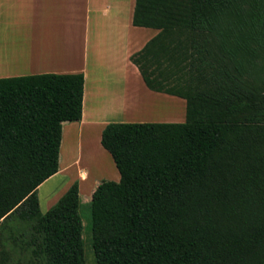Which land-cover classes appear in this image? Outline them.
<instances>
[{
  "label": "trees",
  "instance_id": "1",
  "mask_svg": "<svg viewBox=\"0 0 264 264\" xmlns=\"http://www.w3.org/2000/svg\"><path fill=\"white\" fill-rule=\"evenodd\" d=\"M157 29L130 55L183 122H111L119 180L91 193L96 264H264V0H135ZM83 73L0 77V264H86L73 182L41 212L62 124L82 117Z\"/></svg>",
  "mask_w": 264,
  "mask_h": 264
},
{
  "label": "crops",
  "instance_id": "2",
  "mask_svg": "<svg viewBox=\"0 0 264 264\" xmlns=\"http://www.w3.org/2000/svg\"><path fill=\"white\" fill-rule=\"evenodd\" d=\"M39 1L43 2H40L42 9L22 25L12 24L10 28L11 23H1L0 77L78 72L84 76L82 117L63 122L59 169L37 188L40 210L45 212L75 181L79 193L90 198L102 179L119 180L111 155L99 143L106 124L183 122L186 103L179 96L147 88L130 61V55L158 32L132 24L135 0ZM9 28L6 33L4 29ZM18 31L20 40L13 41ZM146 96L169 106L152 101L142 105ZM134 107L142 108L140 115L134 113ZM75 151L73 159L71 154ZM85 151L103 153L106 164L100 167L102 175H96L90 168H77L78 156ZM40 189L45 193L44 204Z\"/></svg>",
  "mask_w": 264,
  "mask_h": 264
},
{
  "label": "rangeland",
  "instance_id": "3",
  "mask_svg": "<svg viewBox=\"0 0 264 264\" xmlns=\"http://www.w3.org/2000/svg\"><path fill=\"white\" fill-rule=\"evenodd\" d=\"M1 7H0V25L1 23L4 22L3 25H6L8 23H11L10 28L12 27V24H19L22 25L23 22L30 20L35 14H37L40 11V8L42 9L43 2L37 0L35 3H29L28 0H2L1 1ZM41 2V3H40ZM52 11V10H48ZM46 15L50 17L48 12H46ZM53 18V17H52ZM8 20V21H7ZM4 27V26H3ZM9 30L4 29L5 32H10ZM20 31H18L16 34L13 35V38L17 41L20 40ZM2 33L0 32V35ZM0 40H3L2 36L0 37ZM1 43V42H0ZM13 45V44H11ZM154 102L157 105L163 106H169L168 103L164 104L163 102L157 101V100H150L149 96H146V99H144V102L142 105L147 102ZM136 109V107L133 108L134 113H137L140 115L141 109ZM137 111V112H136ZM157 115V114H156ZM76 158V151H75V156ZM77 164H79V167L77 168H86L89 170L88 165H86L83 162V159H81V155L78 156V161ZM98 175V174H97ZM58 179L60 180V176H58ZM64 184V183H63ZM62 188V185L60 188L56 191V194L60 192V189ZM40 199L41 203H45L46 197L43 189H40ZM89 201L90 198H87L86 195H83V193H80V205H79V215L81 218L82 222V239H83V246H84V258H85V263L86 264H96L95 259H94V253H93V248L91 244V232L89 231L91 228V218H90V207H89ZM44 206V205H43Z\"/></svg>",
  "mask_w": 264,
  "mask_h": 264
},
{
  "label": "bare ground",
  "instance_id": "4",
  "mask_svg": "<svg viewBox=\"0 0 264 264\" xmlns=\"http://www.w3.org/2000/svg\"><path fill=\"white\" fill-rule=\"evenodd\" d=\"M134 99H135V96H134ZM71 155H72V158L74 159L75 152ZM103 157L104 156H103V153H101V151H90V152L85 151L84 155H81V159H83V162L86 165H88L90 170L93 171L96 175L97 174L102 175L100 171V167L106 164L105 159Z\"/></svg>",
  "mask_w": 264,
  "mask_h": 264
}]
</instances>
